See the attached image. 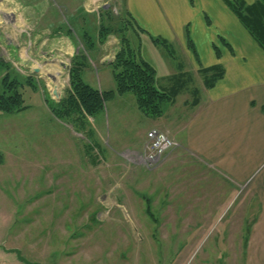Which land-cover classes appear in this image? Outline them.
Instances as JSON below:
<instances>
[{
  "label": "rangeland",
  "instance_id": "374dc122",
  "mask_svg": "<svg viewBox=\"0 0 264 264\" xmlns=\"http://www.w3.org/2000/svg\"><path fill=\"white\" fill-rule=\"evenodd\" d=\"M124 5L0 0V94L6 77L22 99L17 109H0V264H264V252L250 246L261 210L250 182L219 210L196 205L189 214L185 187L174 188L184 185L183 162L163 167V156L144 161L147 128L161 129L154 125L157 117L139 111L132 93L116 94L82 120L53 112L71 89L74 62L85 83L104 91L95 81L101 67L112 71L120 40L115 33L101 38L98 26L107 24L105 11L122 16ZM127 36L157 76L193 70V80L186 78L187 88L175 97L187 104L197 98L192 90L202 86V76L191 67L193 52L202 61L211 49L200 31L191 45L185 35L183 43L176 38L166 44L132 28ZM63 39L72 46L67 53L60 50ZM169 81L160 76L158 85ZM239 209L242 219L232 221Z\"/></svg>",
  "mask_w": 264,
  "mask_h": 264
},
{
  "label": "crops",
  "instance_id": "0c3cea01",
  "mask_svg": "<svg viewBox=\"0 0 264 264\" xmlns=\"http://www.w3.org/2000/svg\"><path fill=\"white\" fill-rule=\"evenodd\" d=\"M228 1L124 0V9L151 37H161L171 43L178 38L183 43L181 39L185 35L184 40L189 38L193 44L192 37L198 30L203 42L210 46L202 61L193 52L195 63L191 67L202 76V86L192 90L198 96L189 104L183 100L178 102L176 97L187 88L186 78L193 80V73H190L193 70L181 69L171 73L168 69L159 76L156 71L157 85L160 76L179 77L185 84L166 108L169 114L164 111L155 118V126L168 131L179 141L177 147L163 155L162 166L182 162L186 166L184 185L174 188L185 187V203L191 206L187 209L192 215L196 205L215 206L214 209L219 210L236 189L250 182V193L260 199L261 206L258 217L255 216L254 231L250 232L254 238L250 246L258 247L253 249L255 252H264V43L247 29ZM256 1L239 0L244 6L253 5ZM255 20L258 21L257 18ZM201 30H209L210 33ZM217 37L220 39L218 47L213 49ZM195 38L198 39L197 36ZM60 44L62 52L72 50V46L67 47L65 39ZM58 63L63 65L60 61ZM214 65L218 66L220 73L207 85L200 68ZM176 67H179L178 63ZM101 69L103 72L95 81L96 87L113 89L110 66L107 64ZM172 83L173 80L158 86ZM195 109L197 111L191 115ZM236 215L232 221L242 219L240 209Z\"/></svg>",
  "mask_w": 264,
  "mask_h": 264
},
{
  "label": "trees",
  "instance_id": "16d2710c",
  "mask_svg": "<svg viewBox=\"0 0 264 264\" xmlns=\"http://www.w3.org/2000/svg\"><path fill=\"white\" fill-rule=\"evenodd\" d=\"M239 18L246 25L247 29L264 43V0H258L253 5H243L239 0L227 2ZM107 24L100 22L98 26L101 38L108 34L115 33L120 40V48L115 54L112 63V76L114 89L98 91L85 83L80 76V69L73 63L70 69L71 89L60 99L56 107H52L53 112L58 117L77 116L83 119L85 116H94L104 109V104L116 94L130 92L134 95L135 103L141 113L149 117H158L163 113L165 104L172 102L178 92L185 87L184 80L179 77L169 76L173 80L172 85L159 87L156 82V70L148 61L143 59L139 53V48L134 46L127 36V31L132 28L136 34L143 32L135 19L127 11L119 18H112L109 11L102 14ZM258 19L253 21V19ZM104 34V35H103ZM82 36L88 39L86 32ZM90 37V35H89ZM139 37V36H138ZM154 42L166 44L167 41L151 37ZM187 43L191 45L188 38ZM88 43V42H87ZM79 65L80 63L77 62ZM78 67V68H77ZM200 72L205 75L204 81L210 85L220 71L218 66L200 68ZM211 73L207 76V73ZM187 80V79H186ZM186 82V81H185ZM4 91L0 94V109L12 111L20 107L22 103L21 95L18 93L15 83H7V78H3ZM196 94V91H193ZM81 126L84 122H81Z\"/></svg>",
  "mask_w": 264,
  "mask_h": 264
},
{
  "label": "built area",
  "instance_id": "2783aa9c",
  "mask_svg": "<svg viewBox=\"0 0 264 264\" xmlns=\"http://www.w3.org/2000/svg\"><path fill=\"white\" fill-rule=\"evenodd\" d=\"M147 149L144 153V161L147 164L157 162L168 150L177 146L175 142L166 132L155 127L150 128L146 132Z\"/></svg>",
  "mask_w": 264,
  "mask_h": 264
},
{
  "label": "water",
  "instance_id": "95a60500",
  "mask_svg": "<svg viewBox=\"0 0 264 264\" xmlns=\"http://www.w3.org/2000/svg\"><path fill=\"white\" fill-rule=\"evenodd\" d=\"M33 71H34V72H37V71H38V68H34ZM53 93H54V92H53Z\"/></svg>",
  "mask_w": 264,
  "mask_h": 264
}]
</instances>
